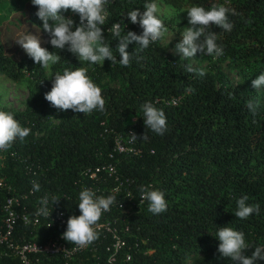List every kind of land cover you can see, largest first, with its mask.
Instances as JSON below:
<instances>
[{
    "label": "trees",
    "instance_id": "1",
    "mask_svg": "<svg viewBox=\"0 0 264 264\" xmlns=\"http://www.w3.org/2000/svg\"><path fill=\"white\" fill-rule=\"evenodd\" d=\"M161 1L174 7L228 8L232 30L212 26L224 54L213 57L198 53L193 66L206 73L200 77L185 70L191 64L188 60L166 53L160 40L144 50L130 44V66L105 60L86 69L102 90L106 101L103 113L61 111L46 101L54 74L75 70L78 63L67 48L52 47L36 15L38 8L32 3L25 8L23 17L38 28L44 38L41 47L60 55V62L46 73L27 54L18 58L6 55L0 42V76L10 82L26 80L30 84L21 111L0 110L12 113L22 127L31 130L23 142L17 139L9 150L0 152V182L9 186V190L0 187V227L4 220L2 203L8 196L27 195L17 211L28 208L30 216L32 204L42 207L45 196L47 206H56L69 216L80 212L78 196L86 188L97 197L113 195L105 188L112 184L111 180L102 185L80 175L83 168L111 164L123 183L121 191L129 192L126 198L122 192L114 194L122 207H111L112 212L99 220L115 217L117 226L129 227V249L120 252L117 264H235L218 252L217 231L221 227L244 233L249 245L245 255L264 246V88L252 87V81L264 73V0ZM152 2L157 0H109L102 32L117 61L119 41L109 29L123 20L125 32L141 34L139 25L124 17L132 10L143 13L144 5ZM61 14L79 25V16L71 10ZM164 25L167 27L165 22ZM203 61L206 64L201 67ZM218 63L235 72L237 84L230 82ZM117 81L121 82L119 87L111 85ZM248 101L259 104L255 115L245 107ZM146 102L164 111L168 128L164 135L145 128L141 108ZM128 127L138 138L147 136L135 141L139 153L110 158L113 134H124ZM33 180L39 183L40 191L33 190ZM142 185L164 192L166 212L153 215L148 211V202L140 199ZM244 195L249 197L248 205L258 204L260 210L240 220L235 212L237 200ZM56 200L59 202L54 204ZM129 207L132 209L127 210ZM60 230L57 225L44 228L42 223L32 226L17 221L13 239L18 243H41ZM125 252L130 254V260L121 262ZM96 253L97 257L92 258L85 251L69 264H104L103 247ZM16 263V259L0 255V264ZM40 264L61 262L44 259Z\"/></svg>",
    "mask_w": 264,
    "mask_h": 264
},
{
    "label": "clouds",
    "instance_id": "2",
    "mask_svg": "<svg viewBox=\"0 0 264 264\" xmlns=\"http://www.w3.org/2000/svg\"><path fill=\"white\" fill-rule=\"evenodd\" d=\"M31 2L38 8L36 15L43 22V31L50 37L49 43L52 47L59 50L67 48V51L75 55L83 65H101L108 60L111 64L118 62L121 66L128 67L133 59V54L127 51L130 44L135 43L140 50H144L151 43L162 40L168 32L158 15L160 9L157 3H146L143 13L139 9L129 11L124 19L130 20L132 24H138L143 31L139 35L132 31L125 32L126 25L123 20L112 25L109 31L119 41L116 48L119 55L117 61V56L114 55L109 44L105 43L102 32L109 0H31ZM69 9L79 16L78 26L74 25L71 18L61 14ZM187 13L191 27L183 30L182 39L175 45L174 51L184 60H194L198 53L213 57L222 56L223 47L218 45L217 33L212 30V26L231 31L233 25L229 21V9L223 5H213L207 10L202 6H192ZM232 14L234 15L235 12L233 11ZM15 42L44 69H49L61 60L60 55L41 47L42 41L37 35H23ZM185 70L200 77L206 74L203 69H198L192 64H188ZM252 87L256 90L264 88V73L252 81ZM45 99L51 106L61 111L72 110L84 115L93 111L101 113L106 111V101L101 88L87 75L83 66L75 70L65 69L62 74L55 73L51 91L45 94ZM245 107L255 115L259 104L248 101ZM141 110L145 128L157 135H164L168 130L164 111L151 102L144 103ZM30 132L29 128L20 125L12 113L0 110V152L9 150L17 139L23 142ZM128 135L133 142L147 139L145 134L139 138L135 133ZM31 183L34 191H40L37 181L33 180ZM139 192L141 200L148 202V211L153 215L167 211L168 203L163 191L142 185ZM116 199L117 197L113 195L106 198L97 197L87 188L80 191L78 208L81 214L68 219L62 238L77 248L91 245L97 239L96 226L99 220L103 213L110 211ZM248 199L249 197L244 195L237 200L235 216L240 220H246L254 213L259 214V205H248L246 203ZM58 202L59 200H56L54 204ZM41 204L43 206L35 215L49 217L51 213L47 208L46 196L42 198ZM23 219L26 224L31 222L28 216ZM217 239L220 241L218 252L235 264H257L258 261H264V246H257L250 256L245 255L249 245L243 232L230 227H221L218 228Z\"/></svg>",
    "mask_w": 264,
    "mask_h": 264
},
{
    "label": "built area",
    "instance_id": "3",
    "mask_svg": "<svg viewBox=\"0 0 264 264\" xmlns=\"http://www.w3.org/2000/svg\"><path fill=\"white\" fill-rule=\"evenodd\" d=\"M130 121H133L131 119ZM133 133L130 127L126 129L124 134H113V146L112 152L109 155L111 158L113 155H137L139 149L136 148L135 142H133L128 134ZM102 173L104 175H102ZM82 177L88 180L99 182L105 185L106 181L111 180L112 184L105 187L107 192L114 194L121 193L122 182H119V178L116 174L114 167L111 164H103L96 166L94 168H83L80 171ZM127 182V181H125ZM0 187L9 190V186L5 183L0 182ZM122 196L124 198L129 196V192L126 189H122ZM98 191V188L96 189ZM101 193L104 191V187L100 189ZM31 194V191H29ZM27 199V195L18 194L16 196H8L4 199L2 203V212L4 214V220L2 226L0 227V246L2 247V252L0 255L2 257H11L16 259V264H40L42 260H55L61 262V264H69L70 261L77 259L83 252L88 251L92 258H96V252L100 246L103 247L104 252V264H117L119 260L120 252L127 248V240L130 236V230L127 225L117 226L115 220L117 218L113 217L112 220H101L96 226L97 239L89 246L85 248H77L75 245L67 242L62 238L63 233L67 228V221L71 216H79L81 213H75L73 215L67 216L65 212L53 205L47 206L50 216H36L38 204H32L34 210L30 216L28 213V208L21 207V212L17 211L20 207L21 200ZM141 199V197H140ZM141 202H139L140 204ZM111 207L121 208L120 203H114ZM132 209L129 207L127 210ZM111 209L103 214L111 213ZM28 216L31 221L28 224L32 226H37L40 223L43 224L44 228H52L54 226H59L60 231L50 235L41 243L35 242H24L18 243L13 239L14 226L17 221L24 222V217ZM42 220V222H40ZM51 225V227H49ZM130 260V254L125 252L122 256L121 262H127Z\"/></svg>",
    "mask_w": 264,
    "mask_h": 264
},
{
    "label": "rangeland",
    "instance_id": "4",
    "mask_svg": "<svg viewBox=\"0 0 264 264\" xmlns=\"http://www.w3.org/2000/svg\"><path fill=\"white\" fill-rule=\"evenodd\" d=\"M29 3H32L31 0H0V42L4 53L13 58L26 55L22 47L15 42L23 35H37L42 41L41 46L44 43V38L40 35L38 28L23 17V12ZM157 5L160 9L158 15L166 23V28L168 29L165 37L159 41V44L166 53L181 58V56L177 54L174 49L175 45L181 40L182 29L190 25L187 13L189 7H174L162 2L161 0H157ZM76 59L78 67L83 66L86 69H91L95 66L89 64L83 65L77 57ZM188 61L192 65L197 64L195 60ZM205 64L206 62L203 61L199 65L204 67ZM218 66L229 78L232 84L238 83L239 79L234 71L228 70L225 67V64L222 63H218ZM45 70L47 73V69ZM111 85L119 87L121 82L117 81ZM29 88L30 84L26 80L10 82L0 76V108L21 111L23 109V103Z\"/></svg>",
    "mask_w": 264,
    "mask_h": 264
}]
</instances>
